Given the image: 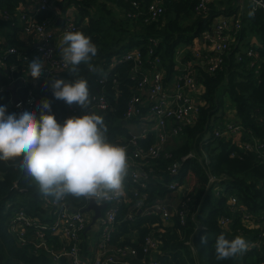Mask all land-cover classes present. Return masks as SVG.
<instances>
[{
    "label": "trees",
    "instance_id": "obj_1",
    "mask_svg": "<svg viewBox=\"0 0 264 264\" xmlns=\"http://www.w3.org/2000/svg\"><path fill=\"white\" fill-rule=\"evenodd\" d=\"M21 1L0 0V9L13 15ZM97 1L52 3L47 10L35 13V19L40 22L49 18L53 24L54 16L64 12L67 5L72 6L76 30L90 36L98 48L97 56L90 63L79 66L77 76L88 80L90 96L102 94L107 100L109 110L96 114L105 121L107 138L118 144L128 136V122H123V113L136 88V78L129 75L131 62L123 56L136 48L146 68H150L149 61L157 56L165 78L171 80L179 73L172 63L178 44L196 48L201 33L209 29L217 16H238L241 20L240 29L222 55L220 67L211 73L198 70L202 89L196 98L195 117L189 124L180 126L175 144H164L165 155L147 162L145 187L136 186L137 190L132 191L127 174L125 194L117 205L116 224L109 242L133 248L131 264H148L149 257L142 251V243L149 232L158 242L156 264H264V158L257 146L252 147L254 140L264 147V0H261L263 6L249 8L241 15L239 0H213L205 3L203 9H196L198 0H157L160 12L154 18L148 12L154 0H103L102 3L111 2L121 9L122 15L117 20L108 18L109 12L96 4ZM95 4L103 15L90 13ZM18 32L12 19H0V47H24L26 55L25 63L14 60L13 55L6 56V63H24V68H28L32 50L19 38ZM245 33L254 34L251 42L243 40ZM148 49L151 52L147 55ZM183 56L190 58V51L186 49ZM18 71H8L9 76H17ZM58 77L74 78L69 67L58 72ZM7 82L6 76H0V106H6L7 112L12 113L15 109L8 102ZM50 85L43 80L34 85L20 83L15 95L21 102L29 98L30 103L24 109H32L37 117L38 104L44 98L49 99L59 121L66 103L53 98ZM224 96H228L235 108L230 116L222 111ZM228 121L236 123L238 129L220 134ZM214 131L220 135H214ZM150 142V135L138 139L142 147ZM19 162L20 158L0 160V264H51L44 252H36L30 244L19 245L8 231L9 215L14 208H21L37 222L48 220L42 206L43 195L19 167ZM173 162L179 165L175 173L169 170ZM171 182L184 185L189 200L182 223L173 214L164 224L158 216L144 210L161 199L175 200L176 193L168 188ZM230 198L234 203L227 201ZM65 199L73 208L84 203L82 197ZM140 200L138 208L130 209ZM129 211L131 216L127 218ZM221 218L227 221L221 222ZM25 228L28 233L33 229L32 226ZM44 232L46 243L55 244L56 237ZM221 233L228 239L243 235L248 250L226 260H216L215 240ZM201 236L208 237L206 244L201 243ZM59 264H67L66 259L61 258Z\"/></svg>",
    "mask_w": 264,
    "mask_h": 264
},
{
    "label": "built area",
    "instance_id": "obj_2",
    "mask_svg": "<svg viewBox=\"0 0 264 264\" xmlns=\"http://www.w3.org/2000/svg\"><path fill=\"white\" fill-rule=\"evenodd\" d=\"M61 1V0H60ZM100 1V0H98ZM103 0H101L102 2ZM213 0H198L196 9H203L205 3ZM240 2V3H239ZM239 13H245L249 8L263 6L261 0H239ZM248 3V5H247ZM52 4V0H23L18 4L13 15L6 10L0 9V19L11 20L12 24L18 27V36L25 41L27 47L32 51L31 59L41 58L45 63V68L39 79H33L28 73V68H24L26 60L25 48L18 49L14 46L0 47V76L7 77V87L12 82L26 83L34 85L38 80H43L49 84L54 78L58 77V72L66 70L69 66L65 65L61 58L59 42L65 31H76L73 13L65 10L54 16L55 22L59 17L61 22L50 24L49 18L42 21L35 19V13L45 11ZM159 2L154 0L148 6L150 18H154L160 12ZM246 7L244 9L243 7ZM19 22V25L17 24ZM241 27V20L238 16L225 17L217 16L210 24L209 29L201 33V38L196 48L178 44L174 50L172 63L179 73L173 79H166L160 58L154 56L150 61V68L143 67L139 51L133 48L126 53L123 58L131 62L129 75L136 78V88L130 96L126 109L123 113V122L127 123L128 136L123 139L121 145L127 149L129 160L128 176L131 185L129 188L136 191V186L145 187L144 179L146 174L144 167L150 159L165 155L164 144L174 135L180 126L189 124L195 117V108L197 96L201 92L198 70L211 73L218 69L222 62V55L226 51L232 36L237 33ZM32 38L33 41L30 40ZM180 45L182 47H180ZM190 51L191 57L184 58V53ZM147 51V55L150 53ZM248 53V52H247ZM175 54H178L175 56ZM13 55L14 60H22V64L6 63V56ZM28 66V65H27ZM15 77L9 76V72H17ZM64 79V78H63ZM18 86V85H17ZM6 87V88H7ZM2 86L0 85V90ZM90 111L95 113H104L109 110L107 100L102 94L90 96ZM10 102V95L8 99ZM30 99L24 102L17 99L15 104H11L16 113L24 109L25 104H29ZM17 104L20 107H17ZM86 110L78 105H65V113L58 121H63L72 115H82ZM169 121V125L166 122ZM141 128V131H134L131 126ZM226 128V129H224ZM238 126L233 121L224 123L222 132H235ZM151 132L153 135H151ZM214 131V135H220ZM150 135L151 142L142 147L138 139ZM252 147H258L262 158H264V147L261 143L252 141ZM248 145H244L247 148ZM178 163L173 162L169 165L171 173H175ZM212 181V179L210 178ZM214 180V178H213ZM13 186H16L15 184ZM168 188L176 193L174 203L164 199L148 206L144 211L146 213L158 216L164 224L168 223L169 218L176 214L179 222H183L185 210H187L189 197L186 195V187L176 182L168 184ZM142 196V194L140 195ZM83 198V197H82ZM84 203L78 207H71L66 199L57 203L51 197H42V206L46 210L47 221L37 222L30 219L21 208H14L9 215L8 231L15 237L19 245L30 244L36 252H44L50 259L51 264H59L61 258H65L67 264H131L130 257L134 255V249L127 244L112 245L110 234L116 224V208L120 201L119 198L97 202L95 199H85ZM89 201L94 205L101 206L99 214L91 221L95 215L89 216L85 213ZM234 203V199L227 200ZM141 200L131 207L138 208ZM131 212H127L129 218ZM226 218H221V222H226ZM26 226H32L28 233ZM92 227L95 228L93 235L89 234ZM56 237L55 244H47L45 241V232ZM160 230V229H158ZM90 235V236H88ZM259 242H256L258 245ZM158 250V242L154 235L149 232L142 243V251L145 252L149 261L148 264H156L155 255Z\"/></svg>",
    "mask_w": 264,
    "mask_h": 264
},
{
    "label": "clouds",
    "instance_id": "obj_3",
    "mask_svg": "<svg viewBox=\"0 0 264 264\" xmlns=\"http://www.w3.org/2000/svg\"><path fill=\"white\" fill-rule=\"evenodd\" d=\"M60 45L61 58L74 78H54L50 85L52 96L86 111L60 123L47 98L37 106L39 117L30 108L8 113L6 106H0V160L20 158L19 167L33 179L39 193L57 203L68 196L97 202L119 198L125 194L127 149L107 138L103 117L89 110L88 80L77 76L79 66L97 56V45L80 30L65 31ZM44 63L39 57L28 62V73L33 79L42 75ZM207 240L208 237L201 236L202 244ZM247 250L248 242L243 235L228 239L221 233L215 240L218 261Z\"/></svg>",
    "mask_w": 264,
    "mask_h": 264
},
{
    "label": "crops",
    "instance_id": "obj_4",
    "mask_svg": "<svg viewBox=\"0 0 264 264\" xmlns=\"http://www.w3.org/2000/svg\"><path fill=\"white\" fill-rule=\"evenodd\" d=\"M62 1L63 0H52V3L54 4V5H56V4H61V5H63L62 4ZM96 4H101V5H103L106 9H107V12H109L108 13V18H110V19H112V20H117V19H119L120 17H121V15H122V11H121V9H119L118 7H116L115 6V4H113V3H111V2H104V3H102L101 1H97L96 2ZM93 5L92 7H91V9H90V13H93V14H95V15H103V11H100L99 10V8H98V6L97 5ZM247 5H248V3H247ZM244 9H246V7L244 6L243 7ZM65 10H67V12H72V6L71 5H67V7L63 10V11H65ZM62 15V14H61ZM60 15V16H61ZM59 16V17H60ZM17 24L19 25V22L17 21ZM55 25L56 24H58V23H54ZM30 40L31 41H33L32 40V38H30ZM58 43V45H59V49L61 50V45H60V41L59 42H57ZM180 47H182L181 45H180ZM176 55H178V54H175V56ZM223 105H222V111H223V113L225 114V115H231L233 112H234V110H235V108H234V105H233V103L230 101V99L228 98V96H224L223 97ZM169 121H167L166 122V125L168 126L169 125ZM171 124V123H170ZM131 128L134 130V131H137V132H139V131H141V128L139 127H137V126H131ZM151 135H153L152 134V132H151ZM152 139V138H151ZM176 140H177V135H174V136H172L166 143H168L169 145L171 144V143H175L176 142ZM215 193H216V191H215ZM170 203L171 204H173L174 203V200H171L170 201ZM90 209H87V210H84L85 211V213H87L89 216L91 215V216H93L92 214H94V211H89ZM94 217V216H93ZM92 220V219H91ZM95 232V228L94 227H92V229H91V231H89V234L91 235H93V233ZM90 235H88V236H90ZM132 236V235H131Z\"/></svg>",
    "mask_w": 264,
    "mask_h": 264
},
{
    "label": "water",
    "instance_id": "obj_5",
    "mask_svg": "<svg viewBox=\"0 0 264 264\" xmlns=\"http://www.w3.org/2000/svg\"><path fill=\"white\" fill-rule=\"evenodd\" d=\"M61 22V18H57L56 19V23H60ZM18 85V82H12L8 87L7 89L9 90L10 92V102L11 104H15L17 102V98H16V95H15V88L17 87ZM101 208V206H97V205H94L92 201H89L87 207L85 208V210L87 209H93L95 210V215L94 217H92V222L94 220V218L99 214V209Z\"/></svg>",
    "mask_w": 264,
    "mask_h": 264
},
{
    "label": "rangeland",
    "instance_id": "obj_6",
    "mask_svg": "<svg viewBox=\"0 0 264 264\" xmlns=\"http://www.w3.org/2000/svg\"><path fill=\"white\" fill-rule=\"evenodd\" d=\"M253 35L252 33H245L244 37H243V40L246 42V40H249V42L252 41L253 39ZM177 141V140H176ZM171 144H175V143H171Z\"/></svg>",
    "mask_w": 264,
    "mask_h": 264
}]
</instances>
